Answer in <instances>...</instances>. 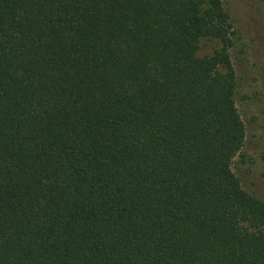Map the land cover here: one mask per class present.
<instances>
[{
    "label": "trees",
    "instance_id": "obj_1",
    "mask_svg": "<svg viewBox=\"0 0 264 264\" xmlns=\"http://www.w3.org/2000/svg\"><path fill=\"white\" fill-rule=\"evenodd\" d=\"M230 32L221 0H0V264H264Z\"/></svg>",
    "mask_w": 264,
    "mask_h": 264
},
{
    "label": "rangeland",
    "instance_id": "obj_2",
    "mask_svg": "<svg viewBox=\"0 0 264 264\" xmlns=\"http://www.w3.org/2000/svg\"><path fill=\"white\" fill-rule=\"evenodd\" d=\"M231 23L229 55L236 76V107L244 124L243 156L233 172L248 193L264 200V12L261 0H221ZM221 49L204 38L197 56ZM243 160V161H242Z\"/></svg>",
    "mask_w": 264,
    "mask_h": 264
}]
</instances>
